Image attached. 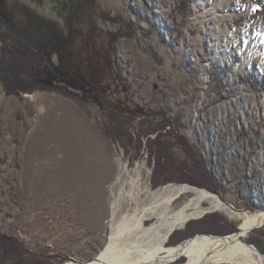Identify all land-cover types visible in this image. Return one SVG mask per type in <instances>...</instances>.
Listing matches in <instances>:
<instances>
[{"label":"rangeland","instance_id":"374dc122","mask_svg":"<svg viewBox=\"0 0 264 264\" xmlns=\"http://www.w3.org/2000/svg\"><path fill=\"white\" fill-rule=\"evenodd\" d=\"M80 1L61 17L55 0H0V15L49 51L37 82L61 91L0 86V235L51 264L92 261L130 178L227 205L202 202L169 246L238 232L237 212L264 211V14L242 0H192L187 14L183 0ZM243 240L264 251V225Z\"/></svg>","mask_w":264,"mask_h":264},{"label":"bare ground","instance_id":"6f19581e","mask_svg":"<svg viewBox=\"0 0 264 264\" xmlns=\"http://www.w3.org/2000/svg\"><path fill=\"white\" fill-rule=\"evenodd\" d=\"M139 181L130 178L121 183L114 208V215L122 211L121 217L112 226L105 250L92 261L64 264H178L183 258L187 261L184 264H264L261 256L243 243L252 230L264 225V211L237 212L240 227L234 235L218 238L197 234L179 245L169 246L168 239L174 230L207 211L201 209L202 202H211L210 209L216 211H226L228 207L206 190L168 186L156 192H144ZM191 192L194 197L188 203L173 209L182 195Z\"/></svg>","mask_w":264,"mask_h":264},{"label":"trees","instance_id":"16d2710c","mask_svg":"<svg viewBox=\"0 0 264 264\" xmlns=\"http://www.w3.org/2000/svg\"><path fill=\"white\" fill-rule=\"evenodd\" d=\"M36 4L43 5L46 0H31ZM59 15L62 17V4L64 8L70 7V2L74 0H55ZM243 3H252L257 14H264V0H242ZM192 0L182 1V11L188 13L189 5ZM82 8L88 5V0L80 1ZM76 5H72V8ZM71 11L68 16L69 22L72 19ZM82 11V9H81ZM79 12V10H78ZM72 25V24H71ZM260 33L264 34V20L261 21ZM48 49L44 42L30 34L29 32L18 28L14 23L0 15V86L3 92L9 97H21L36 92H57L61 91L55 86L41 83V71L48 67L47 60ZM37 80H40L37 82ZM119 115L115 114V117ZM114 119V118H113ZM115 121L122 124L120 129H126L128 122L119 117ZM125 125V126H123ZM118 130V129H117ZM127 130V129H126ZM121 132L123 130H120ZM120 131H115L117 136ZM165 137V136H164ZM163 145V144H161ZM161 157V154L158 153ZM160 159V158H159ZM191 182V181H190ZM202 182L207 183L206 177H202ZM210 190H212L210 188ZM5 240L4 242H2ZM264 252V251H263ZM64 262V261H61ZM0 264H51L44 262L41 256L28 250L25 244L19 239L0 235Z\"/></svg>","mask_w":264,"mask_h":264},{"label":"water","instance_id":"95a60500","mask_svg":"<svg viewBox=\"0 0 264 264\" xmlns=\"http://www.w3.org/2000/svg\"><path fill=\"white\" fill-rule=\"evenodd\" d=\"M236 227V226H235ZM238 228V230H239V227H237ZM253 231V230H252ZM174 232V231H173ZM172 232V233H173ZM171 233V234H172ZM237 233V232H236ZM236 233H232V234H230V235H234V234H236ZM171 234H170V236H171ZM230 235H225V236H215V235H208V236H213V237H218V238H225V237H228V236H230ZM193 237H191V238H189V240L190 239H192ZM184 242V241H183ZM182 242V243H183ZM243 243L245 244V245H247L249 248H251V249H254V251H256L260 256H261V258H262V260H263V262H264V253H263V251H261L257 246H255V245H253V244H249V243H247V242H245L244 240H243ZM184 259V262H181V260L178 262V264H184L185 263V260H186V258H183Z\"/></svg>","mask_w":264,"mask_h":264}]
</instances>
